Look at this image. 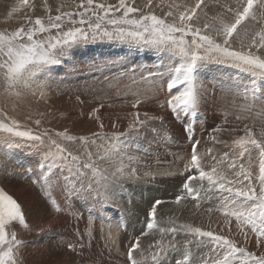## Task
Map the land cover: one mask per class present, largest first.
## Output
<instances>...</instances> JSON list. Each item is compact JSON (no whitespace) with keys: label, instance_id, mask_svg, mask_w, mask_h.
<instances>
[{"label":"rangeland","instance_id":"obj_1","mask_svg":"<svg viewBox=\"0 0 264 264\" xmlns=\"http://www.w3.org/2000/svg\"><path fill=\"white\" fill-rule=\"evenodd\" d=\"M96 2L118 6L119 0ZM126 2L140 9V12L132 14L134 17L151 13L171 22L173 17L165 16V13L170 10L176 12L175 5H194L195 0H152L151 6H148V0ZM79 4L80 0H28L25 6L21 0H0V32L10 33L22 26L32 27L37 17L47 23L49 15L59 14L57 9L63 12L83 11ZM226 5L236 7L235 0H205V5L198 10L197 24L202 27L207 21L219 26L221 15L225 22L231 20V14L225 13L223 6ZM13 8L17 11L13 12ZM120 15L115 13L116 17ZM213 17H216L215 21ZM90 18L95 24L91 13L85 15V20ZM79 19L75 17L74 25L65 21L63 30L81 27L90 31L87 24H79ZM262 26L264 20L245 21L238 26L240 35L234 34L233 47L241 50L242 39L247 42ZM101 27L102 30H114V26L106 22H101ZM210 34L222 42V37L215 36L214 32ZM42 35H55V30ZM185 39L190 40L191 37ZM242 50L248 51L246 47ZM178 64V58H170L168 53L130 47L106 38H90L86 43L74 45L62 64L50 66L47 76L39 78L46 85L43 94L33 89L35 95L32 91L16 95L0 87V123L15 122L20 130L41 137L34 142L36 147H30L32 141L0 132V190L20 204L27 224L24 227L13 222L7 229L9 233L16 232L17 239L23 242L17 254L18 264H131L127 252L136 236H140V247L134 253L136 260L139 264H155L152 255L158 251L157 241L167 244L173 239L170 234L162 236L159 228L173 224L177 227L191 225L228 236L247 251L257 256L264 255V240L257 246L256 236L250 228H245L248 233L245 239L235 218L226 222L223 211L219 210L220 201L215 197L209 199L201 191L196 200L188 196L179 203L175 202L176 196L185 195L182 184L187 174H191L186 173L185 165L190 160L193 141L189 136L193 132L194 139L200 141L198 153L203 158L205 170H208L213 163L211 157L219 160L224 152L231 153L235 148L233 141L245 134L246 127L257 135L264 129V114H258V105L252 112L244 111L241 106L246 101L242 94L222 91L223 87L234 82L247 83L249 76L233 67L214 61L205 62L199 69L202 87L198 115L182 114L178 121L167 106L160 107L169 97L168 73ZM133 68L135 71H130ZM149 72L164 74L162 87L158 76L154 80H141ZM120 73L124 75L120 76ZM176 91L174 88L172 94ZM137 100L140 103L133 107ZM93 109L97 110L94 114ZM137 114L140 120L146 121L142 129L138 133L121 135L127 133ZM185 124L191 129L188 133L184 130ZM58 133L84 137L85 141H68ZM94 133L102 135L93 138ZM53 141L76 155L78 166L90 165L88 169L79 168L84 173L85 187L90 183L95 187L103 177H111L122 160L125 178L120 183L124 184L126 191L117 189L118 195L105 205L102 212L98 206L93 207L91 199L87 202L66 201L64 191L49 188L41 178L46 169L39 165L49 149L55 151ZM208 149L212 152L209 153ZM235 150L237 164L243 163L247 167V158H239V149ZM69 167L75 171L77 166L69 164ZM253 168L258 171V160ZM133 169L136 170V178H127ZM8 177L9 182L5 180ZM191 184L194 188L200 187L199 181ZM204 187H207L206 181ZM156 199L164 202L157 206L155 219L158 228L147 230V214ZM53 200L60 206V211L53 207ZM31 213H35L37 218ZM142 231H148V234L141 236ZM188 239L191 238L178 233L175 237L177 247L169 250L163 264H175L176 259L182 260L185 254L190 257L189 264H201L202 258L212 255L208 248H198L195 243L186 247L184 242ZM69 244H83L84 247L77 246L72 250ZM141 252L144 259H141Z\"/></svg>","mask_w":264,"mask_h":264},{"label":"snow or ice","instance_id":"obj_2","mask_svg":"<svg viewBox=\"0 0 264 264\" xmlns=\"http://www.w3.org/2000/svg\"><path fill=\"white\" fill-rule=\"evenodd\" d=\"M21 4L27 6L28 0H21ZM152 5V0H148V6ZM205 5V0H195L194 5H175L176 12L168 11L165 16L173 17L172 21L157 16L155 14H141L134 17L132 14L140 12V9L128 4L126 0H119L118 6L97 3L96 0H80L78 7L83 11L63 12L57 9L59 14L49 15L47 23L37 17L32 27H20L12 32H0V87L6 92H14L20 95L22 91L42 90L46 86L39 78L47 76L50 66L60 65L69 55L72 47L78 43H86L91 38L108 39L121 43H126L130 47L154 49L158 53H168L170 58H178V66H174L168 73L167 89L168 99L160 105L173 113L179 121L183 115H198L200 103L202 81L199 76V69L207 61L239 69L248 74V82L244 84L233 83L225 86L222 91L233 95H243L246 103L241 106L244 111L252 112L259 106L258 114H264V26L255 31L247 42L241 41V50L233 47V37L240 35L238 26H242L245 21L264 20V0H235L236 7L231 5L225 7V13L231 14V20L225 22L221 15L219 26L215 23L204 22L202 27L197 24L199 19L198 10ZM47 7V5H46ZM172 6H170L171 8ZM17 11L13 8V12ZM50 11V9H49ZM121 13L119 17L115 13ZM91 13L95 18V24L85 20V15ZM79 17V24H87L90 31H85L81 27H71L64 31L65 21L75 24V17ZM214 21L216 17L212 18ZM101 22H106L114 26V30L103 29ZM31 24L32 22L29 21ZM126 26V27H125ZM55 30V35L50 34ZM222 37V42H218L210 34ZM179 34V36H177ZM190 36L187 40L185 37ZM248 51H243V48ZM135 71V69H130ZM120 73V76H123ZM159 77L161 87L165 76L163 73L157 74L149 72L142 76V81L154 80ZM114 79L118 77H113ZM135 82V81H134ZM176 89V94L172 90ZM140 101L133 104L136 107ZM93 109V114L96 112ZM147 117V113H145ZM239 119V117H237ZM97 119H99L97 117ZM157 119V117H148ZM39 124V121H37ZM146 121L140 120L137 114L132 123L129 124L127 134L138 133ZM103 128V125H100ZM186 133L191 131L185 124ZM216 131V129H213ZM245 134L233 141L235 148H238V157L247 158L245 164H237V152L234 150L224 152L217 160L215 156L211 159L213 163L205 170L202 157L198 153L199 140L194 139V132L189 136L192 140L190 160L185 165L187 174L182 184L185 195H178L175 202L191 196L194 200L203 195L212 199L215 197L220 201L219 210L223 211L226 222L235 218L236 225L247 239L248 233L245 228H250L256 236V244L260 245L264 240V129L259 135L246 127ZM0 132L10 134L11 137L20 140L32 141L30 147H36L35 141L41 137L34 135L30 131H22L15 122L11 124L0 123ZM68 141L79 139L85 141L84 137H73L66 133H58ZM102 133H94L93 138L99 137ZM215 139V137H213ZM7 143L8 140L5 139ZM55 151L49 149L45 154L39 167L46 169L41 174V178L49 188H60L65 193V200L75 202L89 199L93 201V207H99L102 212L105 205L118 195L117 189L126 191L124 184L120 183L125 178L123 161H119L116 172L111 177L105 176L96 182V186L90 183L87 187L83 184L84 173L79 168H90L84 164L78 166V157L67 151L66 147L56 141L52 142ZM11 147V144H9ZM19 146V144H17ZM37 151L39 149L37 148ZM211 153L212 149H208ZM257 154V155H254ZM57 160L60 163H57ZM258 160V171L253 168V164ZM49 161H51L49 163ZM69 164L77 166L75 171ZM57 169V170H54ZM66 170V172H65ZM184 175V173H181ZM232 177V178H229ZM129 179L136 178V170L128 172ZM154 179V178H153ZM75 181L76 183H73ZM192 181H199L200 187L194 188ZM207 187H204V182ZM246 182V183H245ZM35 183V181H34ZM78 185V186H77ZM115 186V187H114ZM164 203L156 199L147 214L146 229L158 228L156 222L157 206ZM199 204V201L197 200ZM53 207L60 211L55 200ZM209 211H212L210 208ZM18 222L21 226L27 227L25 214L20 204L10 195L0 190V264H18L17 254L22 246V241L17 239L16 232H8L9 225ZM44 231V229H41ZM162 236L170 234L172 240L167 244L157 241L158 251L152 255L155 264H163L167 258L169 250L177 247L175 237L178 233H183L191 239L186 240L185 246L195 243L197 247H205L210 250V257L202 258L201 264H264V255L257 256L247 251L245 247L238 246L234 239L225 235L215 234L213 231H205L200 227L191 225H179L168 228H159ZM148 231H142L141 236L147 235ZM83 248V244L68 247L75 250V247ZM140 247V236L135 237V242L131 243L127 256L131 264H139L134 253ZM141 259H144L141 252ZM190 257L185 254L183 259L177 258L175 264H189Z\"/></svg>","mask_w":264,"mask_h":264},{"label":"bare ground","instance_id":"obj_3","mask_svg":"<svg viewBox=\"0 0 264 264\" xmlns=\"http://www.w3.org/2000/svg\"><path fill=\"white\" fill-rule=\"evenodd\" d=\"M225 70H227V69H225ZM227 73H228V72H227ZM71 102H72V101H71ZM67 112H68V111H67ZM110 116H111V115H110ZM113 116H114V115H113ZM7 179H9V177L6 178L5 180L8 181ZM8 182H9V181H8ZM17 185H18V184H17ZM6 187H7V186H6ZM10 187H12V186H10ZM21 187H23V186H20V188H21ZM8 188H9V187H8ZM16 188H17V187H16ZM35 188H36V187H35ZM44 188H45V187H44ZM43 190H44V189H43ZM46 191H47V190H46ZM21 192H22V191H21ZM24 192H25V191H24ZM24 192H23V193H24ZM17 193H18V192H17ZM56 198H57V197H56ZM29 199H30V198H29ZM24 200H25V199H24ZM26 204H27V203H26ZM29 204H30V203H29ZM59 207H60V206H59ZM86 207H87V206H86ZM26 209H27V208H26ZM42 210H43V209H42ZM172 210H173V209H172ZM186 210H187V209H186ZM61 211H62V210H61ZM40 212H41V211H40ZM32 213H33V212H32ZM32 213H31V214H32ZM38 213H39V212H38ZM31 214H30V215H31ZM34 214H35V213H34ZM34 214H32V215H34ZM27 215H28V213H27ZM27 215H26V216H27ZM69 215H70V214H69ZM72 215H73V214H72ZM35 216H36V214H35ZM39 216H40V214H39ZM42 216H43V215H42ZM172 216H173V215H172ZM187 216H188V215H187ZM29 217H30V216H29ZM29 217H28V218H29ZM30 218H31V217H30ZM34 218H35V217H34ZM36 218H37V216H36ZM28 220H29V219H28ZM28 220H27V222H28ZM45 221H46V220H45ZM183 221H184V220H183ZM48 223H50V222H48ZM50 224H51V223H50ZM14 225H15V224H14ZM52 225H54V222H53ZM15 227H16V226H15ZM105 230H106V229H105ZM105 230H104V231H105ZM30 236H31V235H30ZM27 239H28V238H27ZM85 244H86V243H85ZM84 249H85V248H84ZM67 253H68V252H67ZM26 255H27V254H26Z\"/></svg>","mask_w":264,"mask_h":264}]
</instances>
